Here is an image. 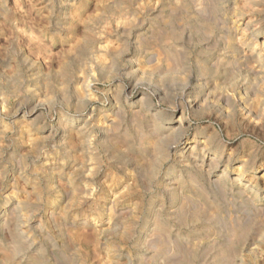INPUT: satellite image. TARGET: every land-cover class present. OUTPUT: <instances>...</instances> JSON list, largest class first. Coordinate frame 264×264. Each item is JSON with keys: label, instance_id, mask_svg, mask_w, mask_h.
Instances as JSON below:
<instances>
[{"label": "clouds", "instance_id": "9594fccd", "mask_svg": "<svg viewBox=\"0 0 264 264\" xmlns=\"http://www.w3.org/2000/svg\"><path fill=\"white\" fill-rule=\"evenodd\" d=\"M0 264H264V0H0Z\"/></svg>", "mask_w": 264, "mask_h": 264}]
</instances>
